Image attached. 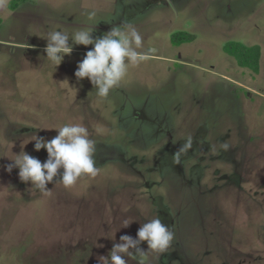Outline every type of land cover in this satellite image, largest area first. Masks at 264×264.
I'll return each mask as SVG.
<instances>
[{
	"label": "rangeland",
	"instance_id": "1",
	"mask_svg": "<svg viewBox=\"0 0 264 264\" xmlns=\"http://www.w3.org/2000/svg\"><path fill=\"white\" fill-rule=\"evenodd\" d=\"M113 1L0 0V264H99L156 216L171 246L144 242L128 264H264V0H119L141 32L136 51L161 58L130 65L100 97L75 77L88 47L57 68L44 49L52 31L115 28ZM179 34L196 39L178 47ZM233 43L260 46L257 74L224 51ZM69 123L95 141V176L65 187L61 169L41 192L6 170L22 150L45 162L25 143Z\"/></svg>",
	"mask_w": 264,
	"mask_h": 264
},
{
	"label": "clouds",
	"instance_id": "2",
	"mask_svg": "<svg viewBox=\"0 0 264 264\" xmlns=\"http://www.w3.org/2000/svg\"><path fill=\"white\" fill-rule=\"evenodd\" d=\"M95 15V12H90L89 19ZM46 41L45 59L56 68L65 56L71 54L73 46H92L78 64L75 77L78 81L87 78L100 97H106L125 78L130 65L150 59L154 52L136 51L142 47L143 38L132 25H128L126 30L112 28L95 39L91 28L76 30L71 35L65 31H52ZM51 130H56L58 134L50 141L32 135L25 143L34 141L35 151L46 150L48 158L45 162L22 150L18 155L12 154L15 158L10 159L12 163L6 170L11 173L13 168H18L19 179L24 183L31 182L32 187L41 192L51 191L47 185L54 181L61 169L62 174L56 183L65 187L73 186L84 175L95 176L98 171L94 160L95 141L90 138L87 127L69 123ZM189 146L186 144L185 148ZM133 222L134 219L125 220L122 228L129 227ZM111 239L115 240V236ZM173 240L174 233L156 216L140 226L137 238L121 236L120 242L114 243L107 257L99 256L97 259L99 264H128V259H134L136 253L145 252L140 247L142 243L146 242L148 250L163 253ZM139 264H143V260Z\"/></svg>",
	"mask_w": 264,
	"mask_h": 264
},
{
	"label": "trees",
	"instance_id": "3",
	"mask_svg": "<svg viewBox=\"0 0 264 264\" xmlns=\"http://www.w3.org/2000/svg\"><path fill=\"white\" fill-rule=\"evenodd\" d=\"M27 1V0H20ZM10 8L15 10L17 8V3H11ZM1 23V21H0ZM189 35L179 34L175 35L173 38V43L175 46H180L183 43L189 42L191 39ZM224 51L230 56L233 57L237 65L241 68H246L257 74L259 72V63H260V47L251 46L247 47L242 44H226L224 46Z\"/></svg>",
	"mask_w": 264,
	"mask_h": 264
},
{
	"label": "crops",
	"instance_id": "4",
	"mask_svg": "<svg viewBox=\"0 0 264 264\" xmlns=\"http://www.w3.org/2000/svg\"><path fill=\"white\" fill-rule=\"evenodd\" d=\"M30 1H33V0H27V1H21V3L20 4H22V3H29ZM167 1H169L170 3H172V0H167ZM147 3V6H145V7H149V2H146ZM113 4H115V7H114V9H111L109 12H108V17H109V19H110V21H111V23L112 24H115V25H117V26H119V27H117V26H115V28H120V29H122V30H126V27L128 26V23L125 21V17L127 16V13L129 12L128 11V9L126 8V7H123V6H121L120 4H119V0H114L113 1ZM118 5H120V7H122V8H117V6ZM165 5H167V3H166V1H162V2H160V3H158V5L157 6H159V10H160V8H161V10H162V8L163 7H165ZM150 7H154V5L153 6H150ZM119 9V10H118ZM155 9V8H154ZM162 11H164V9L162 10ZM121 16H123L124 18L122 19V20H119L118 18H120ZM119 20V21H118ZM117 21H118V24H117ZM110 27H111V25H110ZM111 30V29H110ZM140 33V35H141V32H139ZM191 38V40L189 41V42H187V43H190V42H193L196 38L193 36V35H189ZM183 44H186V43H183ZM183 44H181V45H183ZM180 45V46H181ZM245 46V45H244ZM91 45L90 46H88V50H90L91 49ZM179 47V46H178ZM247 47H251V46H247ZM260 47V46H259ZM88 50H86L85 52H87ZM161 56V55H160ZM159 56V54H157V53H152L151 54V58L150 59H159V58H161ZM169 60V59H168ZM177 62V65L178 66H181V65H184L183 63H184V61H182V59H179V60H177L176 61ZM172 63H173V60H172ZM176 65V66H177ZM78 66V65H77Z\"/></svg>",
	"mask_w": 264,
	"mask_h": 264
}]
</instances>
